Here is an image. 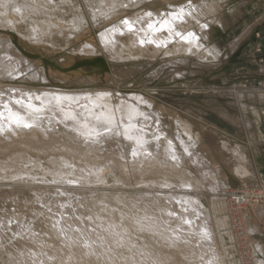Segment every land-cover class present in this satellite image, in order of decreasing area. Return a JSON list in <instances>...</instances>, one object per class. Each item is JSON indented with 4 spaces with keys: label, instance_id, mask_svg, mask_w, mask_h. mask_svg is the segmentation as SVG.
Listing matches in <instances>:
<instances>
[{
    "label": "bare ground",
    "instance_id": "1",
    "mask_svg": "<svg viewBox=\"0 0 264 264\" xmlns=\"http://www.w3.org/2000/svg\"><path fill=\"white\" fill-rule=\"evenodd\" d=\"M11 1L0 0V26L46 52L56 49L49 44L54 33L70 44L91 31L81 10L72 7L70 20L64 10L56 9L63 11L56 16L55 0H14V13ZM92 1L90 16L105 29L63 57L66 64L76 55L104 52L113 60L134 58L149 47L184 65L194 57L213 62L224 55L217 44L201 40L213 23L221 24L217 2ZM161 2L174 8L160 17L151 7ZM19 16L27 21L24 33ZM12 45L9 35H0V264H264L255 258L263 246L249 252L246 239L260 232L257 223L229 194L221 166L189 122L177 118L175 128L166 125L142 93L18 84V78L47 77L41 61L16 58ZM74 71L53 69L51 75L62 82L81 79ZM242 107L253 116L245 118L246 129L263 119L264 107ZM221 148L235 176L256 182L252 202L264 216V174L250 149L227 140ZM110 178L123 188L110 190ZM207 188L215 194L211 207L204 200Z\"/></svg>",
    "mask_w": 264,
    "mask_h": 264
},
{
    "label": "rangeland",
    "instance_id": "2",
    "mask_svg": "<svg viewBox=\"0 0 264 264\" xmlns=\"http://www.w3.org/2000/svg\"><path fill=\"white\" fill-rule=\"evenodd\" d=\"M205 1L217 2L218 11L215 16L221 22V24L211 23L210 30H207L205 37L203 35L201 39L207 45L217 44L222 49L223 57L213 62L206 59L201 61L194 57L191 58L189 64H178L177 60L172 62L165 53H157L149 47L141 51V56L134 57L135 59L130 57L113 60L104 52L92 57L76 55L74 60L66 64L65 61H61L63 57L79 52L83 46L82 43L93 36H98L105 29V25L101 23H99L101 26L97 25L98 22L96 23L90 16L92 12L89 4L94 5L92 0H74L71 5L55 0L56 16L63 14V11L58 12V10H64V12H68V20H70L73 17L70 14L74 12L71 10L72 7L74 10H81L86 18L84 25L91 31L87 36L76 38L77 40L74 39L70 44L66 43L62 35L54 33L53 40L49 42L51 46H53L52 43L55 44L54 51L46 52L45 49L30 44L21 37L16 29L0 26V35L5 34L11 37L16 58L20 54H24L29 59L41 61V66L44 67L47 77L45 82L28 79L23 81L18 78V84L61 86L72 89L105 87L118 91V94L124 96L142 93L144 97L152 101L154 108L162 113L166 125L175 128L177 118L189 122L193 130L199 134L202 147L207 148L212 153L214 163L221 166L222 176L231 186L229 194L239 198L240 202L249 208L252 220L259 227L260 232H252L246 238L249 252L254 251V247L256 248L258 243L263 246L264 250V216H259L256 212L257 205L252 202V199L256 197L254 195L257 187L255 186L256 182L235 176L232 166L222 158L221 148L222 140L248 148V142L251 135L254 134V124L246 129L245 118L253 119V116L250 111H245L242 103L248 107H252V105L256 108L264 107V98L260 99L256 92L258 90L264 92V70H255L256 62L258 65L264 62V45L260 44V40L264 38V0ZM14 3L15 1L12 0L10 7L12 13H14ZM148 5L147 1V3H143L142 8ZM151 8L161 17L165 11L173 9L174 6L161 2ZM56 9L58 10L56 11ZM136 11L137 9L134 8L128 15H132ZM42 16L40 13L36 15L39 18ZM125 17L120 16L119 20ZM19 20L21 21L17 26L24 33L28 27L27 21L22 20L21 16H19ZM69 35L67 36L69 37ZM122 38L126 39L127 36ZM125 54L127 55V52ZM107 60L109 61L107 62ZM53 69L64 70L65 73L70 72V74L76 73L74 70H79L82 78L71 77L69 81L62 82L51 75ZM92 75L98 76L100 79L89 80ZM240 93L244 95L241 99L238 97L241 95ZM107 186L110 190L123 188V186L113 184L111 178ZM141 188L148 189L149 187L142 186ZM221 193L227 199V191ZM214 195L210 189L204 190V200L208 207L212 206ZM239 242L241 239H237L238 247L237 251H234L237 258H239L238 252H243ZM257 257L264 258V254L258 252L255 258ZM2 260L4 263H8L6 257Z\"/></svg>",
    "mask_w": 264,
    "mask_h": 264
},
{
    "label": "crops",
    "instance_id": "3",
    "mask_svg": "<svg viewBox=\"0 0 264 264\" xmlns=\"http://www.w3.org/2000/svg\"><path fill=\"white\" fill-rule=\"evenodd\" d=\"M260 44L264 45V38L260 40ZM263 55H264V52H263ZM249 66H252V65L249 64ZM261 69L262 71L264 70V62H262V64H259V65L256 62L255 70H261ZM253 124H254V134L251 135V138L252 140L254 139V141L252 140L251 142L249 141L248 148L250 149V156H251V159H252V162L255 168L257 170L259 169L262 170L264 174V116H263V119L259 123L253 121ZM261 132L263 135H261Z\"/></svg>",
    "mask_w": 264,
    "mask_h": 264
},
{
    "label": "snow or ice",
    "instance_id": "4",
    "mask_svg": "<svg viewBox=\"0 0 264 264\" xmlns=\"http://www.w3.org/2000/svg\"><path fill=\"white\" fill-rule=\"evenodd\" d=\"M125 23H127V21H125ZM26 126H30V125H26Z\"/></svg>",
    "mask_w": 264,
    "mask_h": 264
}]
</instances>
